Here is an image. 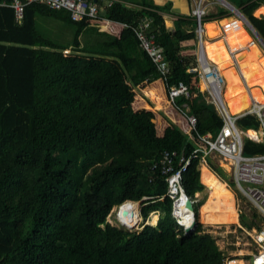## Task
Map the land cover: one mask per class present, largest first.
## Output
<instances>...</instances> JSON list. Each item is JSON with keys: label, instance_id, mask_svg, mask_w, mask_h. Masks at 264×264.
Listing matches in <instances>:
<instances>
[{"label": "trees", "instance_id": "trees-1", "mask_svg": "<svg viewBox=\"0 0 264 264\" xmlns=\"http://www.w3.org/2000/svg\"><path fill=\"white\" fill-rule=\"evenodd\" d=\"M226 1L264 41V17L253 15L264 0ZM140 2L145 10L117 1L99 16L135 26L150 15L169 65L163 80L166 89L182 82L189 90L188 98L174 100L175 107L195 117L199 137L215 136L223 122L197 90V76L187 72L195 55L182 54L188 49L182 42L196 40L192 15H178L169 30L162 15L171 14L170 1L162 6L152 0ZM59 12L28 5L23 23L17 25L13 10L0 8V264H224L215 239L197 223L206 222L198 211L204 198L194 209L196 227L189 234L171 216V201L159 200L167 184L159 172L151 175L149 167L163 151L183 152L189 158L181 182L189 198L202 193L205 184L203 171L200 181L201 153H193L197 146L181 130L188 129L185 118L174 110L153 64L143 51L148 70L139 58L117 63L133 88L147 82L139 88L147 102L121 74L110 82L109 67L70 54L89 49L79 42L85 20L73 22L66 12ZM228 15L219 8L204 20ZM38 16L74 24L71 45L59 47L41 36ZM163 114L178 126H166ZM236 123L243 130L258 128L251 115ZM263 153L264 143L244 142V155ZM174 164L180 166L177 159ZM207 165L233 188L210 158ZM143 197L152 198L140 210L142 221L158 213L154 224L130 232L106 221L114 207ZM255 217L253 213L251 221ZM245 218L239 214L241 226H255Z\"/></svg>", "mask_w": 264, "mask_h": 264}, {"label": "built area", "instance_id": "built-area-1", "mask_svg": "<svg viewBox=\"0 0 264 264\" xmlns=\"http://www.w3.org/2000/svg\"><path fill=\"white\" fill-rule=\"evenodd\" d=\"M113 2L114 0H106L105 6L109 7ZM193 2L195 7L191 15L196 23L198 50L195 54V63L187 69V72L195 74L198 81L204 84L202 93L205 96V100L215 108L223 124L215 136L208 133L199 137L196 133L195 117L192 115H185V122L188 129L184 130L180 128L189 136V139L194 136V138L204 145V147L201 148L197 144V148L193 151V153H201V164L209 168L207 165V158H211L212 156L220 158L226 164L235 194L238 198H244L253 209V212L257 215L254 219L255 221H251L255 226H252L250 229L238 224V229L231 230L230 226L223 232L224 235L222 232H218L220 227H217L215 231H209L207 233L215 239L219 251L223 254L224 264H264V153L254 155L243 154V146L246 140H250L257 144L264 143V103H259L250 98V105L246 110L236 115L229 113L223 98L225 78L220 73L217 66L207 59L203 47V36L205 35L204 18L206 16L204 8L206 7L207 0H193ZM33 4L45 5L53 10L66 12L73 22H78L82 18L90 21L97 20L99 19V12L101 10L97 2L92 0H0V8L8 7L13 10L14 22L17 25L23 23L25 8ZM233 14L242 23L244 30L247 28L251 31L240 15L236 13ZM150 25L151 20H148L139 24L136 28L133 27L132 31L140 48L147 55L155 70L160 75V78L164 80L169 71V65L164 58L161 46L156 42L155 35L149 30ZM245 32L248 34L246 30ZM248 35L252 42L255 43L252 36L250 34ZM252 35L258 41L253 32ZM233 53H231L232 56ZM234 67L236 71H238L237 63H234ZM166 91L172 105H174V100L177 97H189V90L182 82H179L170 89H166ZM246 115H251L256 118L258 122V128L256 130H243L237 126L236 121ZM249 131H252L253 134H250ZM191 141L193 142L192 139ZM176 159L180 164L178 168H175L174 164ZM188 164L189 158H185L183 152L163 151L160 159L153 162L149 167V170L152 172L151 175L155 172H159L164 177L167 190L159 200L162 201L166 197L171 201V216L183 231L186 225L181 222L183 221L182 214L185 213L184 208L186 210L189 209L186 207V202L190 199L192 207V209H189V211H191L190 225L196 223L193 219V212H195L194 209L199 204V199H197V197H194L193 200L189 198L182 187V173L185 171ZM204 188L206 187L204 186ZM151 198L152 197H143L140 202L146 205V201ZM129 203L134 202L126 201L115 207L114 210L115 219L122 227L125 226L120 222L121 220L118 219V216L122 208ZM238 213L240 214L242 212L237 210V214ZM238 230H240L241 234H244L243 237L247 239V245L250 248L244 253L239 252L233 253L232 255H224L223 250L219 247V239L221 237L227 238L229 234L236 236ZM235 247L238 249L239 245Z\"/></svg>", "mask_w": 264, "mask_h": 264}, {"label": "bare ground", "instance_id": "bare-ground-1", "mask_svg": "<svg viewBox=\"0 0 264 264\" xmlns=\"http://www.w3.org/2000/svg\"><path fill=\"white\" fill-rule=\"evenodd\" d=\"M45 7L48 10L60 13L59 11L53 10L47 6ZM261 8L256 9L254 11V15H257L262 10H264ZM259 15H264V13ZM82 20L84 19L82 18L78 22ZM208 25L212 26V29L209 30V32L217 37L213 40H207L203 43L204 52L207 59L217 66V68L220 70V73L225 78V89L223 92L224 101L225 99L232 100L252 98L259 103H264V55L261 53L258 46L252 42V40H248L249 36L243 29L242 23L235 18H226L220 20L219 22L213 21L206 23L204 25V30L206 37L209 39V33L206 29ZM221 33H223L222 38ZM245 39H247V41L244 44L242 41H245ZM231 53H233V56ZM234 63H237L238 71H236ZM201 87L204 88L203 83ZM248 107L249 106H245L244 110H246ZM228 111L229 113L233 112L229 109ZM249 133L253 134L252 131H249ZM204 169L206 170V174L203 175L202 181L208 191L214 192L212 189L214 187L219 189L221 181L218 179V177L215 178L214 176H210V174L213 173L208 171V169L205 167H202L201 171ZM225 195L226 194H224V196ZM207 204V207L205 206V208H203L207 209L208 206L211 205L212 209H210V211L205 212L202 208L198 209L199 213L204 216V221H206L204 223L205 225H209L211 222V215L214 214L237 215L235 200L230 201V198L225 199V197L221 198L213 196ZM137 209L138 205L136 203H129L123 207L119 213L118 219L121 220L120 222L127 229H133L137 227L139 223ZM184 212L185 213L182 214L183 221L181 222L184 225L189 226L191 222V211L184 208ZM193 219L195 221L194 212Z\"/></svg>", "mask_w": 264, "mask_h": 264}, {"label": "rangeland", "instance_id": "rangeland-1", "mask_svg": "<svg viewBox=\"0 0 264 264\" xmlns=\"http://www.w3.org/2000/svg\"><path fill=\"white\" fill-rule=\"evenodd\" d=\"M168 1L172 2L173 0H168ZM175 1H177V0H175ZM219 8L224 9V10L229 12L230 15H228V17H226L227 19L228 18H232V19L235 18L236 20H238L237 17L228 9V7L224 6V4L220 0L219 1L218 0H207L206 7L204 8L205 11H206V16L207 15H211V14H215L218 11ZM187 9H188V5H187L186 2H185V4H180V5H179L178 2H176L173 5V9H171V10L174 11V14L178 15L180 13H184ZM261 9H264V8H261ZM263 13H264V10H262L257 15H254V14L253 15L255 17H257L259 14H263ZM260 17H261V15H260ZM262 17H264V15H262ZM226 18H224V19H226ZM219 21H216V22H219ZM86 22H91V21L87 20ZM36 26H37V31H38V33L41 36L48 38L49 40H51L53 43H55L59 47L71 45L72 40L74 38V32H75V29H76L74 24L67 23V22H65V21H63L61 19L48 17V16H38L36 18ZM206 29L208 30V33H209V36H208L209 39L208 40H213V39H215L217 37L214 34L209 32V30L212 29L211 25H208L206 27ZM95 30L98 32L97 28L96 29H91V28L88 29L85 32V37H83V34H82L81 40L85 41L86 39H88L89 35L91 34V32L95 31ZM245 30L248 32V34H250L252 36L255 44L258 46V48L260 49L261 53L264 55V49L259 45L258 41L253 37L252 32L249 31L247 28ZM194 32H195V35H196V44H198L196 28H195ZM211 32H213V31H211ZM98 34H100V33L98 32ZM222 37H223V34L221 35V38ZM248 40L249 41L251 40L250 36L248 37ZM246 41H247V39H245V41H242V43L245 44ZM43 50L51 52V50L46 49V48L43 49ZM55 52L61 53L60 50H56ZM185 54H187V53H185ZM108 70H109V73H111V71H113V74H114V69L113 68L109 67ZM113 74L111 75V79H109V81L111 82L113 80V82L115 83V76ZM198 83H199L200 90L203 91L204 88L201 87L202 84L200 82H198ZM133 89L138 94V96L142 97L145 101L148 102V100L140 92V89H139L138 86L136 88H133ZM165 93H166V91H165ZM166 95H167V93H166ZM225 103L227 105V108L230 111H233V112H230V113L232 115H234V112L236 114L241 113L245 109V106H249L250 99H247V98L246 99H232V100H226L225 99ZM161 117H162V119L165 122H167V124H169L170 122L174 123L171 120V118L167 117L165 114L161 115ZM210 161H212V163H214L218 168H220L222 173L226 175V176L224 175L225 180H230L231 179L230 173H229V170H228L226 164L220 158H218L216 156L215 157L212 156L210 158ZM204 167L206 169H208L206 166H204ZM208 170L211 171L210 169H208ZM202 171H203V175H205L206 174V170L204 169ZM214 176L218 177L216 174H214ZM218 179L221 181V185L219 186V189L213 188L212 190L214 192H210L206 188H204L202 193L196 194L194 196V197H197V199H199V200H201L202 198L205 199V203L200 208H202L203 211H205V212L206 211H210V209H212L211 205H209L207 209H204V208H205V206L207 207V205H205V204L208 203L213 196L222 197V198L225 197V199L226 198H230V201L231 200L232 201L235 200L236 210H238L239 212L241 211L243 214H245L246 223H251V217H252L254 212H253V209L250 207L249 203L244 198H238L237 195H235V190L232 187L230 188V186L227 185L226 181H223L219 177H218ZM224 194H226V195L224 196ZM134 203H136L138 205L137 212H138L139 223H138L136 228L127 229V228L122 227L121 225H119V223L116 221L115 215H114L115 207L110 212V214L107 217L106 221L108 223H110L111 225L115 226V227H118V228H121V229H124V230H128L130 232L140 231L145 224H148V223L154 224L155 221L157 220V218L159 217V214L158 213L157 214H151L146 221H142L140 210H141V208L143 207L144 204L142 202H140V201L139 202H134ZM218 215L219 214H217V216L216 215L212 216V220L209 223V225L208 224H206V225L202 224V223H200L198 221H197V223H199L202 226V229L205 232L217 230L216 229L217 227H212L214 225L220 226V229L218 230V232H220V233L222 232L223 235H224L223 232L226 231L227 228H229L230 226H231L230 227L231 230L238 229L237 226H236V221H237V217L238 216H236L235 214H228V215L220 214V216H218ZM243 236H244V234H241L240 230H238V233L236 234V236H234L232 234H229L227 236V238L221 237L219 239V247H220L221 250H223L224 255H232L233 253H239V252L244 253L245 251H247L250 247L247 245V239L245 237H243ZM236 245H239L238 249L235 247Z\"/></svg>", "mask_w": 264, "mask_h": 264}, {"label": "crops", "instance_id": "crops-1", "mask_svg": "<svg viewBox=\"0 0 264 264\" xmlns=\"http://www.w3.org/2000/svg\"><path fill=\"white\" fill-rule=\"evenodd\" d=\"M92 1L97 2V5L101 9L99 14L106 8V6H105V1L106 0H92ZM117 1L122 3V4H124V5H126L129 8H132V9H136V8H138V9L140 8L142 10L146 9L145 7L141 6V2H140L141 0H114V2H117ZM152 1H153V3L155 5L162 6L168 0H152ZM176 2H178L179 5L180 4H185V2H186L187 5H188V9L184 13H180L178 15L191 14L192 10L195 7L193 0H191V1L190 0H177V1L173 0L171 2L172 3L171 9H173V5ZM261 7H263V6H260L259 8H261ZM170 13L171 14H163V15H162V13H160V14L163 16L165 27L167 29H169V30H173V21H174V19L176 17H178V15L174 14L173 10H171ZM62 14L64 16H66V14L64 12ZM258 17H260V15ZM148 20H151V25H150L149 30H151L153 32V34L155 35V37L157 38L158 31L155 28V26L153 24V21H152V19H151L149 14H145L144 17H142L137 22V24L135 26L134 25L133 26H127L124 23H117L115 21H111V20H107L105 18H101L100 16H99V19L91 21V22H86L87 20H85V24L81 28L79 42H80L81 45L89 47V49H88V51H85V52H82V53L70 52V54L71 55H76V56L81 57V58L91 57L93 60H97L100 64H103L105 67L113 68L114 69V74H113V71H111L110 74L111 75L113 74L115 76V80H119L116 77V75H119V74H121L122 77L126 79V77L123 74L122 69L118 66L119 64H117V63L120 62V59L123 62H130L131 59L139 58L137 61L140 64V66L143 69L148 70V65L145 62V58L143 56L142 49L140 48L139 43H138V41H137L133 31H132L133 27L136 28L139 24H141V23H143L145 21H148ZM212 21L213 20H210V21H205L204 20V24H206L208 22H212ZM216 21H219V20H216ZM90 28L91 29H96L97 28L98 32L100 34H98V32L95 30V31L91 32V34L89 35L88 39H86L85 41L81 40L82 34H83V37H85V32L88 29H90ZM124 28L128 29L129 32H124L122 34V30ZM203 38H204L203 43L208 40V38L206 37V34L203 36ZM182 46L188 47V49H185L184 51H182V54L187 55V56L188 55H195L197 50H198V44H196V40L195 41L194 40H188V41L182 42ZM60 52H62V51H60ZM184 52L187 53V54H185ZM100 55H102V56H100ZM159 79H160V81L162 83L163 88H165V91H166V87H165L164 81L161 78H159ZM127 82H128V80H127ZM143 83L146 84L147 82H143ZM143 83H141L140 85H142ZM128 84H129V82H128ZM140 85H138L139 88H140ZM130 87H131V85H130ZM197 90L200 93H202V90H200V88H199V83L197 85ZM166 93H167V91H166ZM173 108H174V110H176V112H178L179 114H182L184 116V118H185V114L182 113L180 110H178V108L175 107V104L173 105ZM165 124L167 126V122H165ZM173 124L177 125L176 123H173ZM165 128H164V130H165ZM163 133H164V131H163ZM188 138H189V136H188ZM193 138H194V136L191 139L193 140ZM193 143L195 145H197V143L194 140H193ZM204 166L205 165L201 164V161H200V165H199L200 181H201V168L204 167ZM210 176H214V174H210ZM205 205H208V204L206 203ZM214 215H217V214H214ZM222 215H225V214H222ZM218 216H220V214ZM236 216H238L237 217V221H236V226H237L239 224V215L237 214ZM211 220H212V218H211ZM212 227H220V226L214 225ZM215 244H216V241H215Z\"/></svg>", "mask_w": 264, "mask_h": 264}, {"label": "water", "instance_id": "water-1", "mask_svg": "<svg viewBox=\"0 0 264 264\" xmlns=\"http://www.w3.org/2000/svg\"><path fill=\"white\" fill-rule=\"evenodd\" d=\"M219 1V0H218ZM226 7H228V9L233 12L236 13L237 15H240L242 17V19L247 23L248 27L250 28V30L253 32V34L256 36V38L258 39L260 45L262 46V48H264V41L262 40V38L258 35V33L255 31V29L251 26V24L248 22V20L240 13V11L238 9H236L235 7H233L231 4H229L227 1L225 0H220ZM210 23V22H208ZM177 115V114H176ZM186 207L189 209H192L191 207V202L190 199H188V201L186 202ZM196 227V223H192L189 226H186L184 228L185 234H189L191 233L194 228Z\"/></svg>", "mask_w": 264, "mask_h": 264}, {"label": "clouds", "instance_id": "clouds-1", "mask_svg": "<svg viewBox=\"0 0 264 264\" xmlns=\"http://www.w3.org/2000/svg\"><path fill=\"white\" fill-rule=\"evenodd\" d=\"M225 6V5H224Z\"/></svg>", "mask_w": 264, "mask_h": 264}]
</instances>
